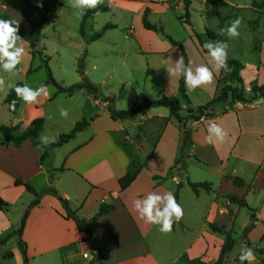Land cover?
<instances>
[{
    "label": "crops",
    "instance_id": "0c3cea01",
    "mask_svg": "<svg viewBox=\"0 0 264 264\" xmlns=\"http://www.w3.org/2000/svg\"><path fill=\"white\" fill-rule=\"evenodd\" d=\"M60 1L61 5L57 8L50 7L49 19L43 26L37 42L36 48L44 56H47L45 55L47 48L40 46L41 41L47 37L54 40L55 35L59 36L61 33L67 38L60 40L65 48L76 47L82 52L85 50L86 54L96 43L106 41L107 44H114L105 40L107 39L105 35L117 25L105 24L100 32L94 33L92 22L99 15L97 14L93 19L86 21L84 36H81L79 34L81 17L72 15L76 11L72 6H65L69 3L68 0ZM207 1L190 0L188 23L184 15L180 14L182 15L179 17L180 21L189 25L191 29L188 34V39L192 43L191 48L166 34L161 22L153 24L162 28L165 37L157 40L159 46L156 48L141 43L139 38L142 29L138 27V23L125 29V39L134 40V45L138 47L137 54L151 57V61L148 60L146 63L144 81L140 83L139 90L142 95L135 90L136 101L132 107L117 102L116 97L119 93L126 94L124 82L118 89L120 91L114 88V92H105V79H101L100 82L97 79H89L84 72L88 82L101 96L110 99V107L117 111L139 108L140 112L135 118L113 120L107 105L95 100L85 90H78L67 96L56 94L57 90L52 85L44 86L48 93L47 96L43 94L44 101L41 99L29 106L21 102L18 112L7 124L18 127L19 132L24 131L36 118H43L45 123L46 107L60 98L70 99L74 96H78L82 104L77 107L79 115L71 121V127L83 119L89 121V124L73 139L44 151L35 148L29 140L18 147L0 143V198L7 204V209L0 212V242L4 240L0 244V253L3 259L17 260V264H23L18 238L13 232L18 229L23 214L34 197L22 186L15 184L16 181H20L29 184L37 193L52 188L49 194L41 197L37 206L29 210L23 228L21 239L26 245L28 264H98L91 262L93 254L87 235L80 232L72 220L65 218V211L58 198L67 201L69 208L76 212L78 218L86 220L97 213L101 204L114 206L112 212L99 217L90 226L95 242L103 249V264H183L181 261L183 256L189 260L215 262L219 258L225 236L214 233L211 225L228 226L233 229L236 244L223 264H239L241 247L252 250L255 257L253 263L257 261L264 264V216L260 214V219H257L253 212L254 225L249 230L248 222L238 226L239 213L241 209L246 208L231 204L225 198L235 196L244 199L249 208L247 211L259 210L257 202L252 199L251 204L250 201L264 192V98L262 97L263 103L259 105H254L253 102V105H244L229 98L227 102L222 103L224 106L220 108L219 113L217 103L206 110L197 121L184 119L189 111L194 113L198 107L206 105L216 97L221 85L236 86V83L229 79L227 68L215 71L214 63H209L211 57L202 51L194 35H199L203 40L202 34L194 32L191 27L190 10H195V5L199 2L202 5L198 7V12L203 13ZM218 1L235 9L242 8V5L233 6L231 0ZM262 2L264 0H249L244 8L264 12V7H260ZM98 4L108 6L109 12L114 8L118 9L130 16L131 20L135 16L136 21L140 20L142 28L145 10H148V21L156 11L161 12L162 16L169 10L185 14L184 0H104V3ZM22 6V0H0V14L8 15L18 23L23 33H27L30 26L20 12ZM71 17L77 27L74 25L70 27ZM106 25L112 27L103 30ZM219 29L216 35L222 41L221 30L224 27L220 26ZM96 33H101L100 39L90 41V37ZM204 36L206 37L205 33ZM167 37L182 45L187 57V66L191 64L194 68L191 62L194 58L198 60V66L205 65L213 70L212 82L194 91L187 89L184 80L189 102L181 103L179 116L184 119L182 124L170 117L168 109L146 105L147 100L155 101L163 96L179 97L178 89L182 75L169 76L166 68L175 67L176 61L181 57V51ZM55 42L54 45L58 46L59 40L56 39ZM18 43L24 47L28 57L33 59L29 45L23 39ZM152 57L156 60H152ZM49 60L50 58L48 63ZM77 60L78 64L79 57ZM37 68H41V65ZM243 69L242 66L239 72L243 81L242 87L244 93L250 91L251 94L253 86H262L258 83L259 67L253 69L252 79L248 82L243 75ZM28 70L29 67L24 70L26 78L31 75L27 74ZM54 80L61 87L71 86L64 85L55 78ZM80 81L79 76L76 83ZM17 82L19 81L15 83ZM96 84H100L101 88ZM115 84L117 86L118 82ZM151 84H154V88ZM49 87H54V91L48 90ZM8 89L10 88L5 89L4 96ZM25 106L27 114L24 112ZM212 124L220 126L226 133L223 142L216 140L213 134L215 143H208V128ZM62 134L66 133L60 135ZM186 134L189 141L185 143ZM47 156L50 160L44 165ZM191 167L199 170L203 177L192 178L189 171ZM130 168L137 171V175L128 188L121 190L119 179ZM211 169L216 172L212 176ZM242 172L248 174L247 178L242 176ZM208 176L210 179H206ZM235 177L244 182L243 187L234 185L232 180ZM188 182L210 184V191L199 189L195 194L190 189V197L184 192L186 199L183 203L181 193L186 186L189 188ZM150 192L159 195L172 192L176 202L181 206L183 215L178 222L173 223L171 232L161 233L158 225L145 223L134 209V201L143 199ZM205 198L207 199L204 200ZM23 200L21 209L14 215L13 207ZM261 201L264 202V197ZM253 228L261 230L259 244L252 238ZM237 229H240V232H237ZM9 243L13 245L12 249L3 251Z\"/></svg>",
    "mask_w": 264,
    "mask_h": 264
},
{
    "label": "rangeland",
    "instance_id": "374dc122",
    "mask_svg": "<svg viewBox=\"0 0 264 264\" xmlns=\"http://www.w3.org/2000/svg\"><path fill=\"white\" fill-rule=\"evenodd\" d=\"M231 1H233L231 2L233 6L242 5V8L235 9L222 4L218 0H208L207 4L205 5L204 12L201 13L198 12V7H200L202 4L198 2L195 5V10H190L191 27L193 28L194 32L198 34L201 33L203 40H205L206 42H216L215 40L208 39L204 36L205 30L208 29L213 31L215 34H218L220 26H223L224 30H226L234 20L239 18L241 23L239 28L237 29L239 32L238 37L229 38L226 31L224 32V34H222V41L227 44V59H236L241 64H243V75L246 82L252 79L253 69L257 68L258 66V83L264 86V12H255L252 9L244 8V5H248L247 3H249V0ZM68 2L69 3L65 4V6L71 7L73 0H68ZM52 6L54 8H57V5ZM181 13L182 15H184V12L169 10L165 13V16H162L161 12L156 11L150 16L149 22L151 24H158L161 22V25L164 28L166 34H169L171 38L180 41L182 44L185 43V46L187 48H191L192 43L188 39V34L191 32V29L189 25L180 21L179 17L182 16L180 15ZM72 15L75 16V11ZM105 24L117 25L116 28L109 30L105 35L107 38L105 40H108L110 41V43L114 44H107L105 43L106 41H102V43H96L95 47L93 49H90L87 54L86 52H84L85 50L82 52L81 49H78L76 47H69V49H67V47L65 48V46L61 44L62 42L60 40H67V38H64L62 33L59 34V36L55 35L54 40L48 37L46 39H43L40 46L42 48H47L45 55L50 58L48 66L52 73V76L56 80H58V82H61L64 85L75 84L77 78L80 76L78 72L77 58L79 57L80 60V58L83 57V68L86 77L88 76L89 79H97L99 82L101 79H105V92H114V88H116L117 91H120L118 89L123 86L124 82L126 94L122 95L121 93H119V96L116 97L117 102L132 107L133 103H135L136 101L135 90L138 91L140 95H142L139 90V88L141 87L140 83L144 81L143 77L144 72L146 71V63L148 60L151 61V57L147 58L142 54H137L136 49L138 47L137 45H134V40L125 39V29H128V27H130L131 25L136 26L137 24L138 27L142 29V31H140L141 33L139 38L141 43L153 48L159 46L157 40L159 41L162 37H164V35L163 33L147 31L146 29L142 28V26H140L141 22L140 20L136 21L135 16L131 20L130 16L115 8L109 13H100L96 17V19L92 22L94 33L100 32V29ZM69 25L70 27H73V25L74 27H77L75 26L72 17L69 20ZM90 31L91 30H89V32ZM56 39L59 40V42H57L59 44V47L54 45L56 43ZM69 43L71 42H67V44ZM36 45L38 46V43ZM28 56L29 55L27 53H24L21 63L16 66L14 73H5L0 70V79L4 80V86L0 87V125H7L8 122L12 121L13 119V115L8 112L7 106L3 102L4 91L8 88L7 85L9 83H15L16 81H25V83L35 89L40 86L43 80H46L45 70L43 68H37L41 65V58L36 57L35 59H31ZM152 60H156V58L152 57ZM191 62L194 67L193 70H195L199 62L194 58L191 59ZM28 67L36 69V71L33 72L28 78H26L24 70H26V68ZM110 76L111 78H108ZM117 82L118 84L116 86L115 83ZM253 84H255V82H253ZM96 86L98 88H101L100 84H96ZM151 87L154 88V84H151ZM49 88L50 89L48 90L54 91V87ZM153 93L154 95H156L155 92ZM244 95L249 96L250 91L245 92ZM37 99H42V101H44L43 93ZM122 101L125 102L123 103ZM81 104L82 103L79 97L74 96L70 99L60 98L56 102L52 103V105L46 107V121L39 135V140L41 137H48L50 141H54L47 144L49 145L55 143L61 133H68L72 128L70 125L71 121L75 118H78L77 115L79 114L77 107L81 106ZM29 105L30 104H27V106ZM251 105L253 104L251 103ZM217 106V113H219V111H221L220 108L223 107L224 104L218 103ZM62 109L67 111L68 115L66 117L60 115V111ZM24 112L25 114L28 113L26 106ZM49 160L50 158L49 156H47L45 158L44 165H47L49 163ZM238 167L240 168L239 165ZM190 169V176L192 178L200 179L203 177L199 174V170L193 169V167H191ZM210 171L211 176L216 173L214 169H211ZM242 174L243 177L247 178V173L244 174L242 172ZM206 179H210V176H208ZM184 192H187L188 196L190 197L189 194L191 190L186 186L182 191L181 199L183 203H185L186 199V195H184ZM263 197L264 192L262 191L259 196L251 198V204L253 200L257 202V207H259V210H257V212L241 209L238 216V226H241L242 223L248 222L247 229L249 230L254 225L255 217L253 216V212L257 219H260V214L264 216V207H262L264 202L261 201ZM206 199L207 198H205L204 200ZM23 202L24 200L21 201L17 206L13 207L14 215L18 214L22 206L21 203ZM237 232H240V229H237ZM252 233V238L256 240L255 243L259 244L261 230L253 228ZM12 247L13 245L9 243L7 244L6 248L3 249V251H10ZM17 263V260L7 261L3 259L2 253H0V264ZM253 264L259 263L256 261Z\"/></svg>",
    "mask_w": 264,
    "mask_h": 264
},
{
    "label": "trees",
    "instance_id": "16d2710c",
    "mask_svg": "<svg viewBox=\"0 0 264 264\" xmlns=\"http://www.w3.org/2000/svg\"><path fill=\"white\" fill-rule=\"evenodd\" d=\"M22 3L23 6L20 8V12L23 18L28 22L30 29L27 33H23L18 27L17 35L29 45L30 54L33 59H35L36 57L41 58V68H43L46 72V80L42 83V86L52 85L57 90L56 94H65L67 96L72 95L74 92L78 90H85L87 93L91 94L95 100H100L107 105L108 111L113 120L124 121L135 118L137 114L140 112L139 108L130 109L126 111L115 110L114 108L109 106L110 99L103 98L101 94L97 91V89L94 86H92L91 83L88 82V80L84 75L83 58H81L78 63V72L81 78L80 82L73 84L69 87H61L56 83L49 69L47 56H44L41 51L37 50L36 44L40 39L41 30L43 26L47 23L49 19L50 7L52 5L54 6L61 5V1L60 0H22ZM189 6H190V0H184V11H185L184 18L186 20V23H188ZM263 6H264V2L260 4V7ZM107 12H109V7L102 4H97L95 8L86 10L84 15L80 16L81 23L79 26V34L81 36H84L83 31L87 20L93 19L97 14L107 13ZM147 15H148V10H145L144 15L142 17L143 27L149 31L163 33L162 28H158V26L153 25L148 21ZM0 19L12 20L6 14H0ZM111 27L112 26L110 25H106L103 30L110 29ZM194 35L202 51L204 53H207V50L203 48L205 42L200 38L199 35L197 34ZM205 35L208 39L216 40V42L221 41L219 36L214 34L210 30H206ZM100 37H101V33H96L90 37V41L98 40L100 39ZM167 39L174 46H177L180 49L181 57H183L184 60V65L187 66V57L184 53L182 45L173 41L169 37H167ZM226 64H227L228 77L231 81L236 83V86L232 87L231 85H225V84L221 85L219 87L218 94L216 97H214L206 105L198 107L194 113L189 111L188 116L184 119L197 121L200 119L201 116H203L204 112L209 108H211L212 106H214V104L225 103L229 98L232 101H237L242 104H251L253 101L259 99V97L264 98L263 86L261 87L253 86L251 88V94L248 97H246L244 95V89L242 87L243 81L239 76V72L242 69V65L240 64L239 61L235 59H227ZM35 71L36 69L30 67L29 70L27 71V74L30 75ZM15 84L17 86H23L25 84V81H19ZM178 92H179L178 98H169L163 96L162 98L155 101L147 100L146 105L149 107H163L168 109L170 117L177 120L179 124H182L183 123L182 121L184 119H182L179 116V112L182 109L181 103L189 102L184 87L183 76L179 84ZM3 102L7 106L8 112L12 115H15L18 112L22 101L17 98V95L14 90L8 89L5 93ZM13 102H15L14 105ZM43 123H44L43 118H36L29 124V126L24 131L20 133L18 131L19 130L18 127L16 126L0 125V143L2 145H13L15 147H18L24 141L29 140L34 147L44 151L46 149H52L53 147L61 146L67 141L73 139L77 133L83 131L88 126L89 121L84 119L80 120L74 125V127L70 130V132L60 135L58 141L55 144L47 145V146L40 144L38 140L43 127ZM187 141H189L188 134H186L184 138V142L186 143ZM136 175H137V171H132V169L130 168L129 171L119 179L120 189L125 190L126 188H128L129 185L134 181ZM232 181L235 186L243 187L244 185V182L238 177L233 178ZM15 184L17 186H22L29 194H31L34 197V200L29 204V206L25 210L18 229L13 232V234L16 235L18 238V247L23 257V264H28L26 245L21 239L23 228L25 226L26 219L29 214V210L32 207L37 206L39 204V200L41 199V197L44 194H49L52 191L51 190L52 188H47L42 193H37L27 183L16 181ZM188 186L195 194L198 193L199 189L210 191V184L207 183L188 182ZM225 198L231 204H235L241 208L249 209L244 199H238L235 196H226ZM58 200L63 206V209L65 211V218L72 220L75 223L77 229L80 232H83L87 235L91 243V252L93 254V259L91 262L103 264V249H101L95 242L90 226L91 223L96 221L99 217L112 212L114 210V206L103 203L99 206L97 213L93 215L89 220H86V219L78 218L76 212L72 211L69 208L67 201L62 200L61 198H58ZM6 209H7V204L0 198V212L5 211ZM211 230L214 233L222 234L225 236L224 243L220 250L219 258L215 262L205 263L200 259L189 260L187 259L186 256H183L181 257V261L183 262V264H223L224 263V259L233 251L236 244V241L233 239V229L232 227H228V226L217 227L211 225ZM3 242L4 240H2L0 244H2ZM247 246L250 247L248 243ZM9 256L11 257V254H9Z\"/></svg>",
    "mask_w": 264,
    "mask_h": 264
},
{
    "label": "clouds",
    "instance_id": "9594fccd",
    "mask_svg": "<svg viewBox=\"0 0 264 264\" xmlns=\"http://www.w3.org/2000/svg\"><path fill=\"white\" fill-rule=\"evenodd\" d=\"M104 0H73L72 7L75 9L77 16H83L88 9L95 8L98 3H103ZM240 19L234 20L226 29L221 30V34L226 31L229 38L239 36L238 28L240 26ZM18 23L14 20L0 19V70L5 73H14L16 66L21 63L22 57L25 53L24 47L18 42L21 38L17 35ZM203 48L207 50L211 57L209 63H214L215 71L222 68H227V44L225 42H205ZM165 64L167 61L164 62ZM169 76L182 75L185 80V85L188 90L194 91L202 85H207L213 80V70L208 66L201 65L195 68L184 65L183 57H180L175 67L166 68ZM4 86V80L0 79V87ZM8 88L15 91L17 98L25 104L38 103V97L43 93L48 95L44 86L33 89L27 83L23 86H17L15 83H9ZM15 102H13V105ZM60 115L66 117L68 115L66 110H61ZM207 141L214 144L213 134L216 140L223 142L226 133L220 126L212 124L208 128ZM41 143L47 145L50 142L48 137H41ZM134 209L139 214V217L148 224L158 225V230L161 233H168L172 231L174 222H178L183 215L181 206L176 202V198L172 192H167L164 195L150 192L143 199L134 201ZM255 260L252 250L241 247L239 255V264H253Z\"/></svg>",
    "mask_w": 264,
    "mask_h": 264
},
{
    "label": "water",
    "instance_id": "95a60500",
    "mask_svg": "<svg viewBox=\"0 0 264 264\" xmlns=\"http://www.w3.org/2000/svg\"><path fill=\"white\" fill-rule=\"evenodd\" d=\"M262 102H263V98L260 97L258 100L254 101L253 104H254V105H259V104H261Z\"/></svg>",
    "mask_w": 264,
    "mask_h": 264
}]
</instances>
